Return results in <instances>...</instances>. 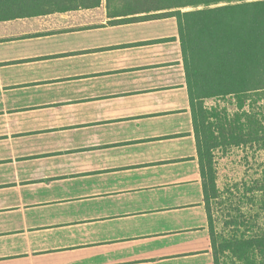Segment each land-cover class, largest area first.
Segmentation results:
<instances>
[{"label":"crops","instance_id":"1","mask_svg":"<svg viewBox=\"0 0 264 264\" xmlns=\"http://www.w3.org/2000/svg\"><path fill=\"white\" fill-rule=\"evenodd\" d=\"M119 18L0 19V264H216L177 19Z\"/></svg>","mask_w":264,"mask_h":264},{"label":"trees","instance_id":"2","mask_svg":"<svg viewBox=\"0 0 264 264\" xmlns=\"http://www.w3.org/2000/svg\"><path fill=\"white\" fill-rule=\"evenodd\" d=\"M102 0H0V19L99 6ZM212 6L213 4H220ZM115 23L175 17L184 54L206 207L218 197L213 150L257 146L264 150V0H106ZM191 6L192 10H183ZM230 98L228 107L206 99ZM224 112V113H223ZM257 190L264 194V176ZM216 264L218 248L210 229ZM225 249L264 264V232L229 237ZM254 261V260H253Z\"/></svg>","mask_w":264,"mask_h":264},{"label":"rangeland","instance_id":"3","mask_svg":"<svg viewBox=\"0 0 264 264\" xmlns=\"http://www.w3.org/2000/svg\"><path fill=\"white\" fill-rule=\"evenodd\" d=\"M230 102V98H214L204 104L219 110L228 107L232 115L235 112ZM213 166L218 197L210 201V229L217 241L218 263L254 264L253 255L240 259L230 249L222 248L229 237L247 238L264 232V194L257 190L264 176V150L251 145L220 146L213 150Z\"/></svg>","mask_w":264,"mask_h":264}]
</instances>
